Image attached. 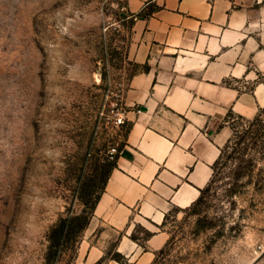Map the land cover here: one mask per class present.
Returning <instances> with one entry per match:
<instances>
[{"label": "rangeland", "instance_id": "1", "mask_svg": "<svg viewBox=\"0 0 264 264\" xmlns=\"http://www.w3.org/2000/svg\"><path fill=\"white\" fill-rule=\"evenodd\" d=\"M237 4L244 0H232ZM125 0H0V264H131L121 234L87 225L46 260L60 218L92 214L112 146L126 124L123 92L139 68L126 55ZM242 81V80H241ZM264 83V73L248 83ZM231 114V136L199 199L165 219L167 240L149 264H264V121ZM151 235L135 221L130 237ZM90 242V243H91Z\"/></svg>", "mask_w": 264, "mask_h": 264}, {"label": "crops", "instance_id": "2", "mask_svg": "<svg viewBox=\"0 0 264 264\" xmlns=\"http://www.w3.org/2000/svg\"><path fill=\"white\" fill-rule=\"evenodd\" d=\"M125 10L126 55L139 69L123 92L125 134L88 227L121 234L117 252L149 264L167 240L166 217L193 205L211 178L231 114L250 118L264 105V83L240 84L264 73V0H125ZM135 221L151 232L144 244L130 237ZM90 242L85 261L94 264L105 247Z\"/></svg>", "mask_w": 264, "mask_h": 264}, {"label": "trees", "instance_id": "3", "mask_svg": "<svg viewBox=\"0 0 264 264\" xmlns=\"http://www.w3.org/2000/svg\"><path fill=\"white\" fill-rule=\"evenodd\" d=\"M254 120L258 121L259 123H263L264 108L259 110ZM113 165H114L113 162L107 163L106 177L109 170L113 167ZM89 219H90V215L85 216L84 213L67 216L65 218H60L57 221V223L51 228L48 234L49 245H48L46 260L48 261L49 259H52V257H55V255H57V253L60 252L61 247L73 242L76 236L78 235V233L87 225Z\"/></svg>", "mask_w": 264, "mask_h": 264}, {"label": "built area", "instance_id": "4", "mask_svg": "<svg viewBox=\"0 0 264 264\" xmlns=\"http://www.w3.org/2000/svg\"><path fill=\"white\" fill-rule=\"evenodd\" d=\"M111 118L113 120V124L116 127H122L126 123V115H125V110H120V109H112L111 111ZM118 154V150L116 147L112 146L107 150V157L110 160H115L116 155Z\"/></svg>", "mask_w": 264, "mask_h": 264}]
</instances>
